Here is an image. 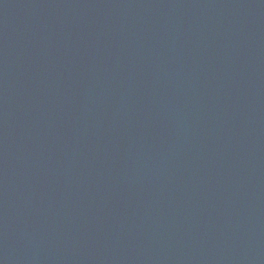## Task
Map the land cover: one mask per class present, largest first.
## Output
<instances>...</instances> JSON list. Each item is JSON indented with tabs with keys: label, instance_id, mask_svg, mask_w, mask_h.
<instances>
[{
	"label": "water",
	"instance_id": "obj_1",
	"mask_svg": "<svg viewBox=\"0 0 264 264\" xmlns=\"http://www.w3.org/2000/svg\"><path fill=\"white\" fill-rule=\"evenodd\" d=\"M0 264H264V0H0Z\"/></svg>",
	"mask_w": 264,
	"mask_h": 264
}]
</instances>
